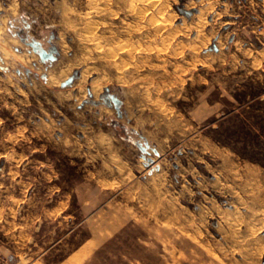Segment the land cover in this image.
I'll return each instance as SVG.
<instances>
[{
	"label": "rangeland",
	"instance_id": "374dc122",
	"mask_svg": "<svg viewBox=\"0 0 264 264\" xmlns=\"http://www.w3.org/2000/svg\"><path fill=\"white\" fill-rule=\"evenodd\" d=\"M0 28V264H264V0H0Z\"/></svg>",
	"mask_w": 264,
	"mask_h": 264
},
{
	"label": "water",
	"instance_id": "95a60500",
	"mask_svg": "<svg viewBox=\"0 0 264 264\" xmlns=\"http://www.w3.org/2000/svg\"><path fill=\"white\" fill-rule=\"evenodd\" d=\"M40 56H41L42 59H47V58L50 59L52 57L51 54H47V56H45L44 53H41ZM73 80H74V77H71V78L67 79V81H65L64 83H62V86L63 87H66V86L70 85L73 82ZM114 101L116 103H118L117 99H115V98H114Z\"/></svg>",
	"mask_w": 264,
	"mask_h": 264
},
{
	"label": "flooded vegetation",
	"instance_id": "af4514ba",
	"mask_svg": "<svg viewBox=\"0 0 264 264\" xmlns=\"http://www.w3.org/2000/svg\"><path fill=\"white\" fill-rule=\"evenodd\" d=\"M19 36L22 38V39H24V36H23V34L22 33H19ZM36 47V46H35ZM41 53H44V55L45 56H47V54H53L54 53V49H50V51H44V50H42L41 52H40V54Z\"/></svg>",
	"mask_w": 264,
	"mask_h": 264
},
{
	"label": "bare ground",
	"instance_id": "6f19581e",
	"mask_svg": "<svg viewBox=\"0 0 264 264\" xmlns=\"http://www.w3.org/2000/svg\"><path fill=\"white\" fill-rule=\"evenodd\" d=\"M1 37H2V32H1V28H0V40H1ZM95 40V39H94ZM93 41V40H92ZM3 46V45H2ZM97 87V86H96ZM95 93H96V91H97V88H93L92 89Z\"/></svg>",
	"mask_w": 264,
	"mask_h": 264
}]
</instances>
